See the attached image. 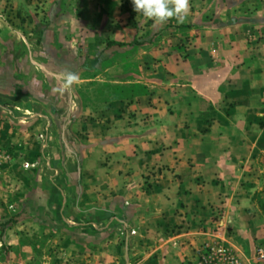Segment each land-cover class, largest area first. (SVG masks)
<instances>
[{"label": "crops", "instance_id": "obj_1", "mask_svg": "<svg viewBox=\"0 0 264 264\" xmlns=\"http://www.w3.org/2000/svg\"><path fill=\"white\" fill-rule=\"evenodd\" d=\"M126 1L0 0V146L36 166L22 174L39 187L25 225L56 227L58 264H197L217 245L254 264L264 0H206L175 28L140 27ZM149 33L133 43L153 73L130 74L146 60L128 45Z\"/></svg>", "mask_w": 264, "mask_h": 264}, {"label": "rangeland", "instance_id": "obj_2", "mask_svg": "<svg viewBox=\"0 0 264 264\" xmlns=\"http://www.w3.org/2000/svg\"><path fill=\"white\" fill-rule=\"evenodd\" d=\"M188 3L190 7L189 14L194 15L191 11L194 12L196 10V13H201L207 2L206 0H188ZM123 10L129 15L130 20L134 22L137 20L139 25H141L140 27L149 26V24L153 22L137 14L133 10V5L130 1L124 3ZM177 22V19L173 18L162 25L175 28L174 25ZM184 22L185 21L182 23L180 22V27H183L182 25H184ZM150 38L152 39L151 33L140 35L138 40L134 39L128 45L127 58L130 60L134 59L135 61L136 57L141 55L140 57L144 56L146 60V65L144 67L137 64V66L134 67L129 65L128 69L130 74L139 72V74L143 73L147 76L153 73L154 67L149 64V59H153L150 48L137 47V45L133 43H140L141 41L147 43ZM70 56L71 55L67 53L65 59L70 58ZM119 57L120 56H118V58ZM66 71L71 72L72 70ZM8 121H11L10 117L6 114H2L0 122L4 127L8 125ZM28 162L30 163L33 161ZM35 167L26 163V159L25 157L23 158L22 152L18 153V151H14L7 146H0V224L7 221L13 222L7 227L4 235L0 237V264H58V260L52 255V252L56 249L53 242L54 237L52 235L53 232H57L55 229L56 227H49L50 230L53 228L54 231L47 229L50 233L48 234L46 229H41L43 227L35 226L34 229L39 230H37V232H32L33 228L25 225L26 220L30 217V214L25 209L26 204L32 200L31 197H34L33 191L39 192V187L37 186L39 185V180L38 178L33 179L34 184L38 187L36 190L35 186L32 187L31 183H29L30 178L25 177L22 173L29 169L35 170ZM10 170L14 171L16 175L15 178H7V176H4L5 173H8ZM48 215L52 216L50 213L45 214L40 210H36L34 214V216L40 220L45 216L48 217Z\"/></svg>", "mask_w": 264, "mask_h": 264}, {"label": "clouds", "instance_id": "obj_3", "mask_svg": "<svg viewBox=\"0 0 264 264\" xmlns=\"http://www.w3.org/2000/svg\"><path fill=\"white\" fill-rule=\"evenodd\" d=\"M133 10L156 24L166 23L170 19L183 22L188 12V0H130ZM76 77L68 73L63 77L61 87L70 86Z\"/></svg>", "mask_w": 264, "mask_h": 264}, {"label": "built area", "instance_id": "obj_4", "mask_svg": "<svg viewBox=\"0 0 264 264\" xmlns=\"http://www.w3.org/2000/svg\"><path fill=\"white\" fill-rule=\"evenodd\" d=\"M197 264H240V260L236 254L223 245H217L205 248L200 253ZM254 264H264L262 248L256 250Z\"/></svg>", "mask_w": 264, "mask_h": 264}, {"label": "trees", "instance_id": "obj_5", "mask_svg": "<svg viewBox=\"0 0 264 264\" xmlns=\"http://www.w3.org/2000/svg\"><path fill=\"white\" fill-rule=\"evenodd\" d=\"M11 223H13L12 221H7L3 224H0V237H2L7 229L8 226L11 225Z\"/></svg>", "mask_w": 264, "mask_h": 264}]
</instances>
